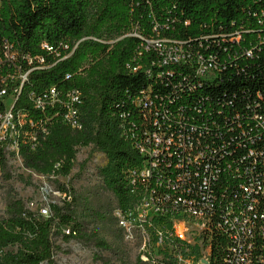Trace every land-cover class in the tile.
Here are the masks:
<instances>
[{
    "label": "trees",
    "instance_id": "1",
    "mask_svg": "<svg viewBox=\"0 0 264 264\" xmlns=\"http://www.w3.org/2000/svg\"><path fill=\"white\" fill-rule=\"evenodd\" d=\"M129 26L139 37L112 49L84 42L67 56L70 39L104 31L109 39ZM150 40L182 51L169 57ZM92 52L110 66L84 67ZM12 94L24 167L66 176L79 149L92 145L107 157L100 174L117 206L58 183L63 204L45 218L10 192L0 249L23 248L0 264L52 262L55 234L126 260L115 210L132 206L144 189L168 191V180L171 199L184 187L206 203L210 264H232L237 242L239 251L251 245L249 264H264V0H0V115ZM155 137L169 139L170 152L150 155ZM155 158L161 179L138 177ZM0 174L9 175L2 142ZM131 264L147 263L138 256Z\"/></svg>",
    "mask_w": 264,
    "mask_h": 264
},
{
    "label": "built area",
    "instance_id": "2",
    "mask_svg": "<svg viewBox=\"0 0 264 264\" xmlns=\"http://www.w3.org/2000/svg\"><path fill=\"white\" fill-rule=\"evenodd\" d=\"M154 41L169 43V45L171 44L176 49L175 52L173 50L174 54L171 55L154 47L169 57H175L182 51V48L177 43L164 40ZM65 48L68 49V46H65ZM74 49L75 47L73 46L67 56H71ZM22 77L25 79L26 75ZM2 93L4 94L5 91H2ZM11 98L12 105L8 107L6 104V112L0 115V142L5 144L7 150L9 149V144L15 146L19 155L18 144L16 142L17 118L13 112L16 100L15 95L9 96L5 100V103ZM75 98H77V95H75ZM74 112L70 110V115ZM76 125L78 126V124ZM154 139L159 145L147 150L150 155L157 157L165 152H170V148L167 145L169 139L165 145L163 144L164 139L162 137H155ZM159 167L158 158L145 162L137 176L142 177L144 180L155 176L156 180H160ZM181 178H183V175H181ZM174 184V181H167L168 191H160L156 188H152V190L144 189L141 197L132 206L127 209L115 210L114 215L118 220L119 226L123 229L125 240L128 243H139V257L147 264H165V260L171 259L177 264H206L204 260L207 261V264H210L211 244L206 242L202 236L203 231L207 229V219L205 218L206 203L201 202L198 196L190 195V192H187L188 195L185 194L186 189L184 187L179 189L180 192L177 198L171 199L170 191L173 192L175 188ZM244 190L246 193L251 192L250 187H244ZM247 209L248 211H252L251 208ZM241 222H243V225L247 223L244 216H242ZM191 224H201V228L196 229L194 236L190 235ZM243 230L242 225H237L235 228L236 236H239ZM237 243L238 246H233L232 248L237 254L232 264H249L251 245L247 249L239 251V244L242 243ZM155 247L159 249V252L162 254L161 257L155 254Z\"/></svg>",
    "mask_w": 264,
    "mask_h": 264
},
{
    "label": "rangeland",
    "instance_id": "3",
    "mask_svg": "<svg viewBox=\"0 0 264 264\" xmlns=\"http://www.w3.org/2000/svg\"><path fill=\"white\" fill-rule=\"evenodd\" d=\"M91 23L94 19V12L90 10ZM136 28L129 26L123 33H113V38H105L108 32L104 31L103 36L84 35L79 39H70V42L77 47L88 41L97 42L110 46L112 49L118 42H122L130 37H139ZM151 48L156 47L165 52L174 54V47L169 43H158L151 40L149 42ZM161 45V46H160ZM109 49V50H110ZM174 50V52H173ZM91 52V51H90ZM102 64L110 66L107 58L96 57L92 52L84 62V67ZM8 107L12 105V98L6 101ZM9 175L0 174V218L7 216V201L9 193L12 192L18 199H22L27 209L38 216L47 218L51 214L52 205H62L65 198L58 189V183L65 185L67 188L72 187L79 195L95 194L98 192L106 205H110L113 210L117 206V201L108 189L105 188L100 170L106 167V155L96 149L94 146L83 147L79 149L76 159L73 163L72 170L68 175H53L51 177L43 176L34 170L25 168L22 159L17 154L15 146L9 144ZM201 225V224H200ZM191 224V236H194L196 229L201 226ZM114 228L119 229L116 223ZM195 230V231H194ZM68 233L67 230H65ZM121 233V231H120ZM122 234V233H121ZM123 253L127 255L126 260H122V254L113 255L108 251H100L92 244L80 241L75 238H66L64 235L55 234L53 236L54 251L52 262L45 261L42 264H131L136 261L139 256V243H128L123 240ZM23 245L20 243L9 245L0 249V261H4L8 256L17 254ZM155 254L159 257L162 254L155 247Z\"/></svg>",
    "mask_w": 264,
    "mask_h": 264
},
{
    "label": "water",
    "instance_id": "4",
    "mask_svg": "<svg viewBox=\"0 0 264 264\" xmlns=\"http://www.w3.org/2000/svg\"><path fill=\"white\" fill-rule=\"evenodd\" d=\"M204 262L207 264V261L204 260Z\"/></svg>",
    "mask_w": 264,
    "mask_h": 264
}]
</instances>
